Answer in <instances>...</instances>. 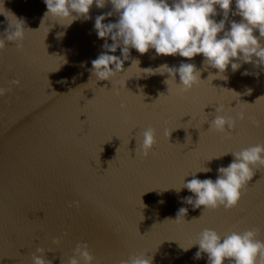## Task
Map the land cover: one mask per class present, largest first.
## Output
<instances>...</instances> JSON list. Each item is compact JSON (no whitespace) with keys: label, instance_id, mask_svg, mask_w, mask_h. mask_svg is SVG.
<instances>
[{"label":"water","instance_id":"water-1","mask_svg":"<svg viewBox=\"0 0 264 264\" xmlns=\"http://www.w3.org/2000/svg\"><path fill=\"white\" fill-rule=\"evenodd\" d=\"M6 11L26 30L22 48L6 42L0 51V87L11 89L0 97V264H32L38 247L51 264H67L80 243H87L93 264L138 254L152 264H207L206 254L194 258L198 245L185 250L205 228L223 236L256 227L264 240V167L254 168L230 210L193 208L184 198L194 194L183 188L205 168L211 171L196 178L215 180L232 152L264 143V65L240 62L235 72L229 65L227 79L212 80L217 70L205 68L202 55L187 60L132 49L124 71L102 81L91 72V61L105 51L94 22L112 11L110 3L93 4L89 19L69 26L45 16L44 0H0V13L14 23ZM5 15L0 34L9 25ZM117 19L113 12L104 23ZM233 20L240 17L230 13L226 30ZM108 54L121 56L120 48ZM182 62L201 70L189 92L179 91L178 75L176 82L145 70ZM217 114L236 121L230 136L208 130ZM147 127L157 142L140 158L135 150ZM182 207L188 211L178 222Z\"/></svg>","mask_w":264,"mask_h":264},{"label":"clouds","instance_id":"clouds-1","mask_svg":"<svg viewBox=\"0 0 264 264\" xmlns=\"http://www.w3.org/2000/svg\"><path fill=\"white\" fill-rule=\"evenodd\" d=\"M46 15L55 17L58 21H67L64 26L71 25L75 20L83 17L89 19V10L93 4L97 8H104L110 3L112 11L96 16L94 30L98 38L104 39L102 45L105 51L91 61V72L98 80H111L117 73L123 72L124 62L130 58V50L135 49L143 55L150 49L157 56H177L192 60L197 55L203 56V65L217 70L216 74L209 73L208 78L227 79L223 75L229 65L233 72L241 67V63L264 65V0H234L235 11H232L233 0H44ZM217 8L223 18L217 22ZM15 18L9 21L7 30L0 34V51L7 43H14L16 47H23L25 38V23L10 11H6ZM115 12L116 22L104 23L106 17ZM240 17V21H230L226 30L225 24L229 14ZM258 32L259 35H255ZM112 43H108V39ZM120 48L121 56L110 55ZM139 65V60L133 59ZM131 63V65H132ZM163 69V71H159ZM150 70V74L168 73L169 79L179 82L180 92H189L201 82V70L193 63L182 62L179 67H169L167 64ZM247 74V73H245ZM167 79L165 83L167 84ZM18 85V80L11 81ZM11 91L10 88L0 87V97ZM119 95V93H116ZM123 110L126 105H120ZM216 113L223 112V106L216 108ZM243 119V114H239ZM258 123V122H257ZM236 121L231 116L215 115L209 123V131L225 133L230 136L235 129ZM167 135H170L166 132ZM142 141L136 148L135 156L147 158L156 144V133L152 127H147L139 133ZM228 154V153H227ZM234 160L227 167L217 169L215 180L198 179V172H209L210 168L193 173V178L183 182V188L194 194L185 197L184 201L193 208L203 206L204 210H216L223 207L230 210L236 207L246 192L249 181L252 180L254 168L264 167V143L232 152ZM219 158V157H215ZM110 162V161H109ZM177 190V189H176ZM180 191V188L177 190ZM77 203V202H73ZM186 208H180L175 220L187 214ZM259 229L253 227L243 232L231 231L218 234L217 231L205 228L200 232L196 243L198 251L196 259L202 253L207 255V264H264V240L258 239ZM31 256L32 264H51L44 258V249L37 248ZM95 257L89 251L87 243L77 244L72 257L67 264H93ZM119 264H152V258L145 254L130 255L121 259Z\"/></svg>","mask_w":264,"mask_h":264}]
</instances>
